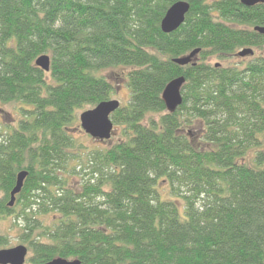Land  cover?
I'll use <instances>...</instances> for the list:
<instances>
[{"label":"trees","instance_id":"16d2710c","mask_svg":"<svg viewBox=\"0 0 264 264\" xmlns=\"http://www.w3.org/2000/svg\"><path fill=\"white\" fill-rule=\"evenodd\" d=\"M178 1L189 12L164 34ZM261 27L264 4L240 0H0V106L18 115L0 122V223L16 221L28 264H264V57L209 64L263 48ZM108 68L126 71L128 102L111 116L122 139L84 167L76 113L115 94ZM179 77L168 113L161 95Z\"/></svg>","mask_w":264,"mask_h":264},{"label":"water","instance_id":"95a60500","mask_svg":"<svg viewBox=\"0 0 264 264\" xmlns=\"http://www.w3.org/2000/svg\"><path fill=\"white\" fill-rule=\"evenodd\" d=\"M243 7L250 8L258 4H264V0H240ZM190 6L187 2L178 1L172 4L166 11L160 22V29L164 34H171L179 29L184 23L185 17L188 14ZM255 32L264 36V27L255 28ZM199 53L198 50L191 52L189 55L174 59L173 63L181 67L189 65L193 58ZM251 49L241 50L237 56L244 58L252 56ZM36 68L48 73L50 68V59L46 55H42L35 60ZM185 84L183 77L176 78L170 81L164 88L161 100L168 113H174L182 104V87ZM120 108L117 101H104L96 105L93 109L82 112L78 119L81 130L85 135L93 140L100 142L109 141L113 135V123L111 116ZM28 173L20 172L16 177V183L10 192V200L8 207H13L15 197L21 192L24 181ZM28 250L25 246H17L11 249L0 250V264H25ZM47 264H81L79 260H64L54 259Z\"/></svg>","mask_w":264,"mask_h":264},{"label":"rangeland","instance_id":"374dc122","mask_svg":"<svg viewBox=\"0 0 264 264\" xmlns=\"http://www.w3.org/2000/svg\"><path fill=\"white\" fill-rule=\"evenodd\" d=\"M229 25L232 27H236V25L234 24H229ZM252 51H253V55L250 56L249 58L247 57L241 58V57H238L237 55H235L234 57H226V58H221V59L217 57H213L209 60V64L219 65L220 67H225V68L235 67V68L240 69V68H243V66L249 60L253 58H257V57H264V47L261 49H257V50L252 49ZM125 74H126V71L120 68H108L104 72L105 78L109 80V82L113 85L114 90H115V94L111 97L110 100L117 101L120 104V107L125 106L129 98V92L126 87ZM15 109L12 105L0 106V122L7 123L8 125H10L15 119H17L18 115L15 114L14 112ZM87 110H91V109H84L76 113L77 122L74 126V130L72 131V135L75 138L77 144L82 145L85 149V150L80 149L78 153L79 155L84 154V156H80V160L83 161L82 166L84 167L86 166L85 160H86V156L88 152H91L93 150H104V149L110 148L111 146L118 143L122 139L121 127H114L112 138L106 142H100L97 140H93L89 136L85 135V133L80 128L78 117L82 112L87 111ZM191 131L193 133L192 137L194 138L196 137L197 146L200 147L201 149H208L207 146H203L197 143L199 135H201L200 125H197L196 128L191 129ZM249 158L251 157L249 156L248 159ZM74 165L75 164L72 163L70 166H74ZM79 168H77V170H80ZM79 182H80L79 177H76L72 181V183H79ZM15 222L16 221L13 220L12 218H7L0 223V234L7 237V246L4 247V249H11L17 246L26 247V245L22 242V239L20 238V231H19L20 229L19 227L15 225ZM30 257H31V254L28 252L25 264H28L27 261H28V258Z\"/></svg>","mask_w":264,"mask_h":264}]
</instances>
